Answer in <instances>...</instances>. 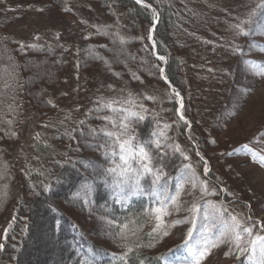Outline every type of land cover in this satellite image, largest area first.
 Segmentation results:
<instances>
[{
  "label": "trees",
  "instance_id": "obj_1",
  "mask_svg": "<svg viewBox=\"0 0 264 264\" xmlns=\"http://www.w3.org/2000/svg\"><path fill=\"white\" fill-rule=\"evenodd\" d=\"M78 1L0 0V6L25 10L43 2L59 13H72ZM143 1L153 10L133 0H84L104 20L80 41L77 75L98 74L140 92L133 111L142 112L139 105L147 111L142 112L145 120L134 121L133 128L141 139L165 132L161 149H153V154L167 153L163 163L170 192L187 171L183 166L191 164L201 180L216 190L209 195L212 201L232 213L243 212L242 220L251 216L255 222L245 197L230 185L236 192L228 191L223 175L227 153L243 145L256 147L263 131L254 121L233 130L227 126L238 64L251 38L247 30L264 20V9H257L252 23L245 26L246 36L236 35L231 25L248 19L261 0ZM237 6L250 9L241 17ZM8 13L9 9L0 18V264H22L44 221V230L59 252L58 264H124L121 256L129 247L128 264H165L177 245L174 228L158 243L148 235L154 225L151 215H145L153 205L151 177L141 181L143 194L129 195L104 176V169L111 165L105 149L98 147L106 139L99 130L112 126L101 117L117 118L103 107L109 102L91 106L70 131L57 127L58 103L66 98L63 76L69 70L70 51L58 45L18 44L8 30ZM156 16L153 39L165 64L156 59L149 41ZM163 79L181 97L185 121L178 117V98ZM33 117L41 131L31 139L28 158L35 169L27 173L19 168L18 159L24 131ZM50 124L56 129H50ZM175 144L188 160L180 152L173 153L169 146ZM204 162L210 166L207 177L201 174ZM221 185L227 190L223 194ZM170 211L165 217L168 222L174 221V208ZM124 224H128L126 239L117 235ZM150 243L155 247H149ZM226 257L227 264H242L243 257L238 261L234 253Z\"/></svg>",
  "mask_w": 264,
  "mask_h": 264
},
{
  "label": "rangeland",
  "instance_id": "obj_2",
  "mask_svg": "<svg viewBox=\"0 0 264 264\" xmlns=\"http://www.w3.org/2000/svg\"><path fill=\"white\" fill-rule=\"evenodd\" d=\"M83 3L84 0L78 1L74 5V8H72V13H59L47 8L43 2L31 5L25 10L12 9V6L5 9L0 6V18L9 9L7 15L10 19V21L7 20L8 30L16 38L18 44L22 46L32 44L58 45L69 49L70 66L68 72L63 76V92L66 98L62 104L58 103L60 116L56 121L57 127L68 129V131H70V126L76 125L82 115L98 102L107 101L114 107L130 108L133 110L132 105L134 103H128V101L131 99L133 102H136L141 99L140 92H135L128 86H125V84H115L110 80H105V77L102 78L98 74H93L86 78L77 75L76 66L80 41L93 25L100 24L101 20H104L101 15H98L99 12L94 10V6L91 3ZM249 9V7L242 8L237 6L235 10H237V15L243 17L248 13ZM261 25H264V20L253 26L250 30H247L248 32H252L251 38L238 64L235 78L236 83L232 90L227 118V126L231 130L243 127L250 121L258 123L262 126L263 130L261 139L256 147L248 146L244 148L243 145L235 149L224 163L226 164V171L223 176L226 182L224 186L227 190L236 192L232 190L236 189L240 193V196L245 197L246 204L254 211L255 219L258 220L260 218L264 222V165L258 162L261 157H264V75H256V73L264 72V35L260 31L259 26ZM158 60L164 63V60ZM246 60L257 63L245 64L244 61ZM245 91L248 93L246 96L243 95ZM170 92L175 96V91L171 88ZM50 129H56L55 124H50ZM40 131V124L36 121V117H33L28 122V126L24 131V138L20 144L21 155L18 159V165L24 172L29 173L32 169H35L29 162L28 150L32 137ZM40 134L42 136L46 135ZM204 167L205 162L201 174L207 177L204 175ZM207 167L210 170L208 163ZM194 168L192 167V169ZM185 174L190 176L191 171L187 170ZM196 175L200 178L197 173ZM197 185V189L193 190L191 183L184 184L185 190L180 196L181 210H174L173 220L183 219L187 216L188 212L186 209L193 201L203 204L204 201L211 200L209 195L201 199L199 181H197ZM229 185L232 189L229 188ZM221 188L224 187L221 185ZM174 192L175 190L172 193ZM188 193L192 194L188 195ZM236 213L238 212L234 214ZM243 215L244 213L242 212L240 214L241 219ZM41 224V234L33 242L32 249L27 253L22 264H58L59 252L56 250V244L48 237L44 230L47 222L44 221ZM188 227H190L189 224H180L174 227L172 236L177 249L168 257L165 264H179L183 259L188 258L187 250L179 247L186 238ZM1 238L2 236L0 240ZM228 248V244H223L212 249L201 264H227V257L224 254Z\"/></svg>",
  "mask_w": 264,
  "mask_h": 264
},
{
  "label": "snow or ice",
  "instance_id": "obj_3",
  "mask_svg": "<svg viewBox=\"0 0 264 264\" xmlns=\"http://www.w3.org/2000/svg\"><path fill=\"white\" fill-rule=\"evenodd\" d=\"M136 3L143 4V0H136ZM144 6L148 7V5ZM257 9H264V0H261L256 8L249 13L248 19L231 25L235 29L236 35L246 36L249 34L245 30V26L252 23L251 18L255 16ZM259 27L261 34L264 35V25ZM158 59L163 60L164 58L158 57ZM244 63L255 64L257 62L246 60ZM160 72L163 78L164 69L161 68ZM256 75H264V72L256 73ZM247 94V91L243 93L245 96ZM145 98L151 99V97ZM128 103L134 102L130 99ZM103 107L111 109L117 117L116 119L111 116L101 117L107 124L112 126L111 130L107 126L99 130L106 139L98 147L105 149L104 155L111 165L104 169V176L106 178L111 177L113 186L120 189L121 192L127 190L129 195L143 194L145 189L141 181L151 177L150 194L153 197V205L150 207V211H145V215H151L154 220V225L148 235L155 243L168 236L169 229L180 224H189L186 238L183 244L179 246L185 248L188 253V258L183 261V264H201L212 249L223 244L229 245V252H225V256L234 253L238 261H241L243 257L242 264H264V222L259 220L253 222L251 216H248L246 220H242L240 214L230 212L222 203L217 204L215 201L208 200L201 204L198 201H193L186 209L188 215L183 219L166 221L165 217L172 214L170 207L174 208L175 211L181 210L180 196L185 190V183H191V188L196 190L198 187L197 181H199L201 199L206 195H215L216 190L209 188L208 181L200 180L191 164H185L183 168L190 170L191 175H182L176 183L175 192H170L163 163L167 153L161 151L159 155L153 154V149H161L160 137L166 139L165 132H153L147 138L141 139L133 128L134 121L138 123L145 120L142 112L147 111V109L143 105H139L142 112L133 111L130 108L117 110L112 107L111 103L104 104ZM177 113L179 114V109H177ZM180 120H184L182 114ZM168 127L170 126L164 125V128ZM169 147L172 148L173 153L180 152L185 160L189 159L187 155L183 154L178 144ZM243 147L247 148L248 145ZM227 154L232 155V153ZM253 155L255 156V154ZM258 162L264 165V157H261ZM209 171L207 162H205L204 175L207 176ZM220 191L226 192L227 190L221 188ZM191 194L188 193V195ZM120 228L121 232L117 235L122 239H126L124 233L128 230V224L120 225ZM155 243H150L148 246L155 247ZM131 251L132 248L129 247L128 251L121 256L124 264H128L125 257ZM140 264H143V261H140Z\"/></svg>",
  "mask_w": 264,
  "mask_h": 264
},
{
  "label": "water",
  "instance_id": "obj_4",
  "mask_svg": "<svg viewBox=\"0 0 264 264\" xmlns=\"http://www.w3.org/2000/svg\"><path fill=\"white\" fill-rule=\"evenodd\" d=\"M134 2H136V0H133ZM138 5H140V6H142V7H145L144 5H148L146 2H144L143 1V4H138ZM145 8H152L150 5H148V7H145ZM156 24H157V21H154V24H153V30L150 32V37H151V39H150V44H151V46H153L154 48H155V45H154V41L152 40V38H153V31H154V28H155V26H156ZM154 54H155V56H156V58H158V57H161V56H159L158 54H157V52H155L154 51ZM164 61H165V59H163ZM165 81V80H164ZM183 106V103H181L180 104V108Z\"/></svg>",
  "mask_w": 264,
  "mask_h": 264
},
{
  "label": "bare ground",
  "instance_id": "obj_5",
  "mask_svg": "<svg viewBox=\"0 0 264 264\" xmlns=\"http://www.w3.org/2000/svg\"><path fill=\"white\" fill-rule=\"evenodd\" d=\"M154 33V32H153ZM152 40L154 41V39L152 38ZM154 45H155V43H154ZM152 48H153V53H154V51L156 52V49L152 46ZM158 54V53H157ZM155 55V54H154ZM156 57V56H155Z\"/></svg>",
  "mask_w": 264,
  "mask_h": 264
}]
</instances>
